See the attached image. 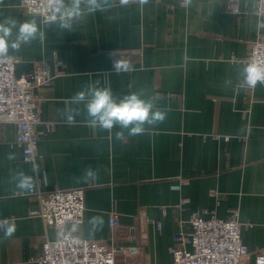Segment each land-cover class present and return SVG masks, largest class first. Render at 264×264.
Here are the masks:
<instances>
[{"label":"crops","instance_id":"0c3cea01","mask_svg":"<svg viewBox=\"0 0 264 264\" xmlns=\"http://www.w3.org/2000/svg\"><path fill=\"white\" fill-rule=\"evenodd\" d=\"M228 3L103 0V11L72 20L67 30L60 27L61 5L44 21L23 10L20 0H0V21L34 20L38 27L35 40L9 52L20 59L17 75L37 63L60 72L49 87L35 90L51 125L38 129L33 162L25 161L14 126L0 125V218L16 225L9 239L0 230V264H38L44 239L59 235L31 214L40 202L16 187L18 172L31 175L32 190L42 193L85 190L83 222L66 225L83 239L116 234L118 244L129 243L128 233L136 228L138 236L140 219L147 218L149 264L173 263L174 237L189 233L198 213L228 219L237 212L243 242L251 251L264 246V85L239 86L251 45L264 36V20L255 13L259 0H240L241 14L229 12ZM118 53L131 56L133 69L114 67ZM94 82L118 98L143 93L166 113L165 121L146 124L134 136L124 130L120 139L119 128L91 126L83 104L71 98ZM66 106L80 115L68 121ZM89 167L99 178L85 182ZM114 214L120 226L113 230ZM91 217L103 223L94 227Z\"/></svg>","mask_w":264,"mask_h":264},{"label":"built area","instance_id":"2783aa9c","mask_svg":"<svg viewBox=\"0 0 264 264\" xmlns=\"http://www.w3.org/2000/svg\"><path fill=\"white\" fill-rule=\"evenodd\" d=\"M240 0H229L228 10L241 14ZM62 0H20V7L28 14L38 15L44 21L53 18V11ZM264 20V0H259L255 11ZM263 25H264V21ZM114 64H127L133 69L131 56L118 53L113 56ZM245 64H264V36L251 45ZM20 59L0 57V125L11 124L16 131V142L23 149L26 162H33L38 148V129L49 126L40 113L43 98L35 90L49 87L54 77L60 75L56 68L52 74L45 63H37L29 73H16ZM30 194L40 202V209L31 212L40 215L47 226L57 227L59 235L55 240L44 239L38 264H149L144 247L148 243V220L141 218L138 226L127 236L129 243L118 244L116 234L106 241L83 239L75 233H68L66 225L81 224L85 214V190L71 189L42 193L31 190ZM209 217L195 214L190 218L191 231L174 237L175 245L170 249L174 257L172 264H264V246L251 251L242 239L243 223L237 212L230 218L220 219L208 212ZM8 219L0 218V221ZM114 230L120 226L118 217L110 218ZM251 227L252 225H247Z\"/></svg>","mask_w":264,"mask_h":264},{"label":"clouds","instance_id":"9594fccd","mask_svg":"<svg viewBox=\"0 0 264 264\" xmlns=\"http://www.w3.org/2000/svg\"><path fill=\"white\" fill-rule=\"evenodd\" d=\"M146 3L147 0H140ZM193 0H183L185 6H191ZM60 27L71 30V21L80 19L85 14H94L103 11V0H69L67 5H61ZM55 19V18H54ZM38 27L34 20L17 21L13 18H5L0 21V57L8 58L9 52L19 51L22 45L30 44L37 38ZM42 36V34H41ZM114 67L119 71L127 68V64L116 62ZM99 82L89 84L71 98L74 105L83 104L91 126L111 132L114 128L121 131L115 133L120 139L124 130L131 136L145 131L144 126L162 123L166 119V113L154 106L151 99H146L141 92H132L122 97H116L110 87L98 86ZM226 83H231L227 81ZM264 85V64L253 62L240 70L239 86L242 89H253L257 85ZM62 115L68 121H72L80 115V109L66 106ZM9 159L14 158L9 154ZM34 166L33 170H35ZM85 182L98 179L97 171L91 167L84 170ZM16 187L22 191H31L34 188V178L24 172L16 174ZM89 223L94 227L103 223L99 217H91ZM0 230L4 239L11 238L16 232V225L10 221H0Z\"/></svg>","mask_w":264,"mask_h":264}]
</instances>
